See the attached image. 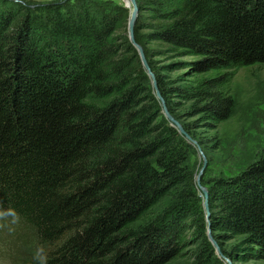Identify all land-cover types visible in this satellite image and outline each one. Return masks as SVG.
I'll list each match as a JSON object with an SVG mask.
<instances>
[{
  "label": "trees",
  "instance_id": "obj_1",
  "mask_svg": "<svg viewBox=\"0 0 264 264\" xmlns=\"http://www.w3.org/2000/svg\"><path fill=\"white\" fill-rule=\"evenodd\" d=\"M135 1L134 39L167 110L193 138L215 129L233 107L228 71L264 63V0ZM129 12L113 0H0V216L35 233L47 264H167L185 229L200 239L191 264H223L205 234L191 144L161 110ZM185 67L202 76L166 74ZM207 190L221 253L264 259V158ZM36 249L20 264H40Z\"/></svg>",
  "mask_w": 264,
  "mask_h": 264
},
{
  "label": "rangeland",
  "instance_id": "obj_2",
  "mask_svg": "<svg viewBox=\"0 0 264 264\" xmlns=\"http://www.w3.org/2000/svg\"><path fill=\"white\" fill-rule=\"evenodd\" d=\"M7 1L32 6H41L50 3L44 0ZM113 1L125 5L124 0ZM72 2H79V0H72ZM155 58L156 60H160V57ZM193 58L192 56L181 57L182 60H191ZM166 61V59H162V62ZM189 71L190 69L185 67L184 69L166 72V74L176 79L178 84L194 82L196 78L198 79L202 76L194 75ZM228 72V79L223 89L233 99V107L229 117L226 120L218 122L215 129L207 130L204 127L197 128L194 138L189 134L197 143V139H201L203 142L202 144L198 143L203 152V156L199 153L197 147L189 142L191 144L190 166L194 172L195 190L201 200L202 207L203 196L199 185L195 181V177H197L198 172L201 170L204 164L203 162H205V165L198 180L202 187L207 188L212 180L221 176L234 175L244 169L249 163L264 158V63L247 66L240 65ZM183 108L185 107H179L181 115ZM181 120L185 122L191 120V118H185L183 115ZM167 202L168 197L162 198L151 207L147 216L158 212ZM204 220L206 221L205 216ZM210 233L212 236L211 229ZM205 234L208 238L207 224ZM240 238L237 237L235 240L230 239L224 241L223 245L225 248H230ZM216 243L221 251L218 242ZM39 244L40 242L35 233L27 230L18 218L7 213L0 216V264H20L21 260L23 261L24 259L23 254L25 249L39 248ZM199 246L200 239H197L194 231L192 229H185L183 231V241L179 254L167 264H191L193 261V253ZM218 257L223 264H264V259L231 261L228 257V260L222 258L220 255Z\"/></svg>",
  "mask_w": 264,
  "mask_h": 264
},
{
  "label": "water",
  "instance_id": "obj_3",
  "mask_svg": "<svg viewBox=\"0 0 264 264\" xmlns=\"http://www.w3.org/2000/svg\"><path fill=\"white\" fill-rule=\"evenodd\" d=\"M125 1V6L128 7L130 9V12H129V17H128V22H127V35H128V38L130 40V42L133 44V46L136 48L138 54H139V57H140V60H141V63L143 65V68L145 69V73L146 75L148 76L149 80H150V84H151V87L153 89V92L157 98V100L160 102V105H161V110L164 114V116L166 117V119L168 120L169 124H171L172 126H174L178 132L183 135L185 137V139L187 140V142H190L192 144H194L199 153L203 156V152L201 150V147L199 146V144L197 143V141L195 139H193L183 128V126L181 125V123L179 122V120H177L176 118H174L170 113L169 111L167 110V107H166V104H165V101L163 99V97L161 96V93L158 89V86H157V83H156V79H155V76L153 74V72L151 71L150 67L148 66L147 64V61H146V58L144 56V53H143V50H142V47L140 46V44H138L135 39H134V34H133V28H134V23H135V20H136V17H137V14H138V6H137V3L135 0H124ZM203 166L201 168V170L198 172L197 174V177H195V181L197 182V184L199 185V188L202 192V196H203V208H204V211H205V219L207 221V236H208V239L209 241L211 242V244L214 246L215 248V253L217 254V256H221L222 258L228 260L227 257H225L215 239L210 235V225H209V208H208V191H207V188L205 187H202L200 184H199V180H198V177L200 176L201 174V171L205 165V162H203ZM197 178V179H196ZM219 254V255H218Z\"/></svg>",
  "mask_w": 264,
  "mask_h": 264
},
{
  "label": "clouds",
  "instance_id": "obj_4",
  "mask_svg": "<svg viewBox=\"0 0 264 264\" xmlns=\"http://www.w3.org/2000/svg\"><path fill=\"white\" fill-rule=\"evenodd\" d=\"M35 259H37L40 264H47L48 252L43 248H37L35 252Z\"/></svg>",
  "mask_w": 264,
  "mask_h": 264
},
{
  "label": "built area",
  "instance_id": "obj_5",
  "mask_svg": "<svg viewBox=\"0 0 264 264\" xmlns=\"http://www.w3.org/2000/svg\"><path fill=\"white\" fill-rule=\"evenodd\" d=\"M27 1H29V0H27ZM44 1H46V2H63V1H67V0H44Z\"/></svg>",
  "mask_w": 264,
  "mask_h": 264
}]
</instances>
